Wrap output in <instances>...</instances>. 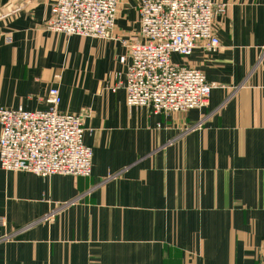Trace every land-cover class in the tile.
Wrapping results in <instances>:
<instances>
[{
  "label": "crops",
  "instance_id": "obj_1",
  "mask_svg": "<svg viewBox=\"0 0 264 264\" xmlns=\"http://www.w3.org/2000/svg\"><path fill=\"white\" fill-rule=\"evenodd\" d=\"M55 1L0 0V105L46 110L58 86L60 111L87 114L92 174L0 165V264H264V0H213L220 48L173 60L216 86L169 114L113 91L139 0H120L111 38L49 30Z\"/></svg>",
  "mask_w": 264,
  "mask_h": 264
},
{
  "label": "built area",
  "instance_id": "obj_2",
  "mask_svg": "<svg viewBox=\"0 0 264 264\" xmlns=\"http://www.w3.org/2000/svg\"><path fill=\"white\" fill-rule=\"evenodd\" d=\"M120 0H56L46 27L67 36L111 38ZM226 4L213 0H139L140 38L124 41L127 53L123 87L130 107L169 114L208 104L215 83L203 70L179 64L173 55L189 56L200 45L209 51L221 46L214 21ZM46 110L0 105V165L9 172L88 177L93 149L84 142L85 113H64L61 90L52 86ZM6 222L0 218V225Z\"/></svg>",
  "mask_w": 264,
  "mask_h": 264
},
{
  "label": "rangeland",
  "instance_id": "obj_3",
  "mask_svg": "<svg viewBox=\"0 0 264 264\" xmlns=\"http://www.w3.org/2000/svg\"><path fill=\"white\" fill-rule=\"evenodd\" d=\"M138 38H135L134 40H137L140 38V31H139V34H137Z\"/></svg>",
  "mask_w": 264,
  "mask_h": 264
}]
</instances>
